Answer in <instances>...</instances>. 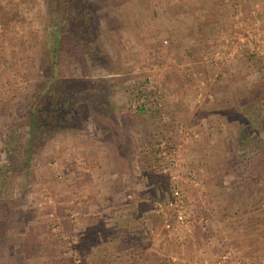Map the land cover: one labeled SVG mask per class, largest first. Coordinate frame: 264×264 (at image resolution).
<instances>
[{
	"label": "rangeland",
	"instance_id": "rangeland-1",
	"mask_svg": "<svg viewBox=\"0 0 264 264\" xmlns=\"http://www.w3.org/2000/svg\"><path fill=\"white\" fill-rule=\"evenodd\" d=\"M101 4L100 43L111 61L86 67L97 84L84 93L94 112L107 113L103 127L83 116L81 129L45 145L28 182L6 188L0 177L1 191L21 194L0 217V264H264V174L252 178L264 171V154L246 146L251 135L264 141V0ZM54 11L51 0H0V166L4 133L50 63ZM142 95L144 105L133 107ZM107 129L119 130L123 157L103 165L133 170L81 174L89 137L110 151L100 140ZM159 138L179 155L178 178ZM142 185L149 212L117 232ZM175 186L187 221L166 228L156 202ZM250 186L258 189L245 196Z\"/></svg>",
	"mask_w": 264,
	"mask_h": 264
},
{
	"label": "trees",
	"instance_id": "trees-1",
	"mask_svg": "<svg viewBox=\"0 0 264 264\" xmlns=\"http://www.w3.org/2000/svg\"><path fill=\"white\" fill-rule=\"evenodd\" d=\"M102 1L51 0L56 18L51 35L50 63L44 65V70L34 82L30 98L21 106L18 117L4 133L5 158L0 166V177L6 188L14 185L18 179L23 184L28 182L45 145L51 139L81 129L83 116L91 117L98 121L100 128L103 127L100 117L107 113L94 112L92 106L86 105L84 93L87 87L97 84L96 80L87 77L86 67L111 61L110 54L100 43L101 20L107 15ZM73 47L80 50L81 58H78ZM115 131L113 135L107 129L108 133L100 140L110 148L118 167L119 156L123 157L118 150L122 148L123 141L120 142L119 130ZM246 146L257 150L259 155L264 154V141L255 135L248 138ZM242 162L240 159L238 166ZM262 174L263 170L255 171L252 178L259 179ZM257 189L252 187L241 192L248 196ZM235 194L237 198H244L240 191ZM20 196L14 192L7 193V189L0 190V217L8 216L9 210L15 204H20Z\"/></svg>",
	"mask_w": 264,
	"mask_h": 264
},
{
	"label": "built area",
	"instance_id": "built-area-1",
	"mask_svg": "<svg viewBox=\"0 0 264 264\" xmlns=\"http://www.w3.org/2000/svg\"><path fill=\"white\" fill-rule=\"evenodd\" d=\"M152 86V85H151ZM147 99L144 97V95H142V97L137 98L135 101H132L131 105L133 107H142V104L144 105V102ZM150 102L154 107H158L162 104L161 100L162 97L160 96V93L158 94H153L150 97ZM140 107V108H141ZM180 131L182 129H179ZM158 146L160 149V155L163 156V158H166L167 160H169L170 163H172V165L174 167H178V172L177 173H173L171 174L172 178H178L180 176L179 171H180V158L179 155L177 153V151H169L167 148V144L163 139L159 138L158 141ZM71 152H68V154H70ZM169 167L167 166H163V171H167ZM156 209L158 212L165 214V219H164V227L166 228H171L172 227V221L171 220H175L178 222H185L187 221V215H186V195L184 193V191L182 190L181 187L179 186H175L172 190H171V194L170 196L164 201H157L156 202ZM165 209H167L168 211H170L169 213V217L166 216V211Z\"/></svg>",
	"mask_w": 264,
	"mask_h": 264
},
{
	"label": "crops",
	"instance_id": "crops-1",
	"mask_svg": "<svg viewBox=\"0 0 264 264\" xmlns=\"http://www.w3.org/2000/svg\"><path fill=\"white\" fill-rule=\"evenodd\" d=\"M167 85V83L165 84ZM170 106L173 107V105L170 104ZM143 129V128H142ZM92 142H95L93 146H86V151H88V155L87 154H82L81 156H79V167L83 168L80 173H87V170L91 169L92 171H95V173L98 175V172H105L106 170L108 171L109 168H107V166L103 165V163L109 162L110 166H112V153L110 151H108L107 149H105L104 147L102 148V146L98 147V140L97 137L95 138H91L89 137ZM83 153V149L81 151ZM110 152V153H108ZM110 154V155H109ZM103 162V163H102ZM103 165V166H101ZM105 166V167H104ZM104 167V168H103ZM133 168L130 170L128 168V170L126 169L125 171H119V170H113L112 168L109 170V172H114L113 173V177H117V176H123V175H128L130 171H132ZM122 179H124L125 177H121ZM142 190L139 192L140 195H134V197L132 198V200L130 202L127 203L126 206V210H130V214H129V219L123 220V219H119V223L117 222V232H118V227L119 228H123L127 225V223L129 221H131L133 218H135L137 216L138 213L143 212V214L145 212H149V209L147 208L148 205V193L145 189H143V185L140 187ZM116 189L118 190V187H116ZM99 194V193H98ZM121 194V193H120ZM126 204V203H125ZM135 216V217H133ZM133 217V218H132ZM127 220H129L127 222ZM129 224V223H128Z\"/></svg>",
	"mask_w": 264,
	"mask_h": 264
}]
</instances>
